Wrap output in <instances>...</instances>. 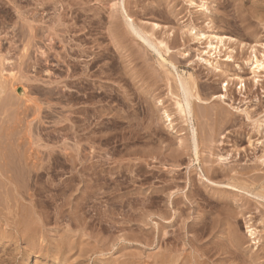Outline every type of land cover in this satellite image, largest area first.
<instances>
[{
  "label": "rangeland",
  "instance_id": "374dc122",
  "mask_svg": "<svg viewBox=\"0 0 264 264\" xmlns=\"http://www.w3.org/2000/svg\"><path fill=\"white\" fill-rule=\"evenodd\" d=\"M121 2L166 63L116 39ZM189 27L232 38L219 72ZM263 44L264 0H0V264H264V72L245 65ZM168 64L202 100L198 163Z\"/></svg>",
  "mask_w": 264,
  "mask_h": 264
},
{
  "label": "bare ground",
  "instance_id": "6f19581e",
  "mask_svg": "<svg viewBox=\"0 0 264 264\" xmlns=\"http://www.w3.org/2000/svg\"><path fill=\"white\" fill-rule=\"evenodd\" d=\"M102 3V2H101ZM191 3V2H190ZM191 4H193V3H191ZM102 6H104V5H102ZM204 6V5H203ZM257 6H259V5H257ZM261 7H262V5H261ZM201 8H203L202 6H201ZM260 8V7H259ZM203 9H205L206 11L208 10L207 8H205V6H204V8ZM202 9V10H203ZM118 11H115L121 18H122V20H123V22H124V27H126L127 28V34L124 32V31H122V30H120V25H118V24H116L115 25V27H114V29H115V37H116V39L120 42V40H122L123 38H127V35H128V38L130 37L131 38V36H132V38H134L135 40L137 39V40H139V41H141L144 45H145V47L147 48V49H151V50H153L154 52H156V54L159 56V58L162 60V62L164 63H166L167 62V60L163 57V55H162V52H161V50H160V48H159V46L160 45H163L162 44V42H156V41H154L152 38H151V35H150V33H148V32H146L145 31V28H144V26L143 27H140V25L138 26L136 23H135V21L133 20V18H132V16H130L129 15V13H128V11H127V8H126V5H125V7H124V5H123V7H122V2L118 5V9H117ZM199 11V10H198ZM112 12V11H111ZM105 13V12H104ZM112 15V14H111ZM110 15V16H111ZM110 16H109V18H110ZM114 16H116V15H113V19H114ZM105 18V17H104ZM118 17H116V19H117ZM111 19V18H110ZM115 20V19H114ZM110 22H114V21H111L110 20ZM120 22V21H119ZM118 22V23H119ZM121 23V22H120ZM191 23V22H190ZM153 24V23H152ZM209 25V24H208ZM152 26V25H151ZM191 26V25H190ZM153 29L154 30H158V28L160 27L158 24H156V23H154L153 24ZM111 28V27H110ZM151 28V27H150ZM208 28V30H210L209 29V26L207 27ZM113 29V27L111 28V30ZM185 29V28H184ZM183 31V30H182ZM185 32H186V36H187V34H188V36L190 35V39L192 38V40L194 41V40H201V39H204L205 40V49H203V50H201L200 51V54H198L197 56V61H199L202 65H205L207 68H209L211 71H215V72H219L220 71V69L218 68L219 66H218V63L216 62L215 64H214V61H215V59L216 58H218L217 56L218 55H220L221 56V51L222 50H225V51H228V50H226V39L227 40H229V43H230V39H232V38H230V37H224V36H218V35H216V34H214V33H210V34H208V35H206L205 33H202L201 31H199V30H197V28L196 27H189V30L188 31H186V30H184ZM30 32H32V31H30ZM111 32V31H110ZM181 32V31H180ZM112 34V33H111ZM110 34V35H111ZM171 34V33H170ZM113 35V34H112ZM173 34H171V36H172ZM168 36H169V33H168ZM113 37V36H112ZM111 37V38H112ZM114 37V38H115ZM170 38V37H169ZM113 42H114V40H113ZM203 43V42H202ZM232 43H233V41H232ZM114 44H116V42L114 43ZM117 45V44H116ZM257 44H255V46H256ZM264 45V44H263ZM263 45H261V47H263ZM255 46H252L251 47V52L252 53H250V55H249V60L248 61H246L245 62V65L246 66H249L250 67V69H251V73H252V80H253V82L255 83V85L260 81L259 79H258V77H259V75H260V72L261 71H263L264 72V48H262L263 50H257L256 49V47ZM259 46V45H258ZM162 48V47H161ZM228 48V47H227ZM169 48H166L165 49V53H169ZM232 52H234V51H232ZM184 53V52H183ZM223 53V52H222ZM230 52L228 51V54H226L225 53V55H227V56H225V57H227L226 59L228 60V59H230L232 56L229 54ZM257 53H260L259 55H257ZM205 56H207L206 58H203V57H205ZM214 59V60H213ZM195 60V61H196ZM172 61V60H171ZM176 62V61H175ZM178 64V63H177ZM214 64V65H213ZM169 65V64H168ZM171 65V66H170ZM169 66L170 67H172L174 70H175V67L172 65V64H170ZM175 72H176V74H175V76H174V78H175V84H176V87H177V90H178V92H179V100H178V102L176 103V105L178 104V107H179V112L178 113H180V115L183 117L182 119H184L185 120V122L187 123V125L189 124V126L191 127L190 128V139H191V143H192V155L194 156V158H193V160L192 161H195V163H198L199 162V155H198V146H197V143H196V138H197V133H196V130H195V126H194V115H195V113H194V110H193V106L195 105V103H197L198 104V102H200V101H202L201 99H200V97L198 96V94H197V92H196V89H195V80H194V82H193V80H190L189 79V77H184V76H181L176 70H175ZM262 72V73H263ZM250 73V74H251ZM191 78V77H190ZM240 81H242L241 79H239ZM254 85V84H253ZM227 84H223V86H222V88H221V94L220 95H218V98H220V99H224L227 95H226V92H227ZM0 93L2 94L3 92H1L0 91ZM1 96V95H0ZM178 96V95H177ZM1 99V98H0ZM3 101V100H2ZM177 101V100H176ZM2 105H3V103H2ZM198 107H199V105H197ZM177 107V108H178ZM200 108V107H199ZM202 111V110H201ZM204 111V110H203ZM197 112V111H196ZM202 113V112H201ZM165 115V118H166V120L167 121H169V124L171 125V119H170V115L168 116V114H166V113H164ZM200 114V113H199ZM201 115V114H200ZM202 115H204V112H203V114ZM245 115V114H244ZM246 118H247V120H249V116L246 114ZM170 119V120H169ZM188 121H190V123H188ZM192 121V122H191ZM211 122H212V119H211ZM203 123V122H202ZM188 126V127H189ZM210 126V125H209ZM252 126H254V128H255V130L254 131H257V132H260V134H264V120H262L261 122L260 121H253V125ZM253 128V129H254ZM252 129V130H253ZM210 131V130H209ZM218 131H220V130H218ZM257 132H255L256 133V135H257ZM224 134V133H223ZM262 134V135H263ZM219 135V134H218ZM258 135H259V133H258ZM207 138V137H206ZM237 138V137H236ZM205 140V139H204ZM251 140V139H250ZM211 141V140H210ZM257 142V141H256ZM238 143V142H237ZM249 143V145L251 144V142H248ZM258 143V142H257ZM262 143H264V141L262 142L261 141V143L259 142V144H262ZM255 146V145H254ZM262 147H264L263 146V144L261 145ZM10 147V146H9ZM203 147V146H202ZM9 149V148H8ZM252 149H253V147H252ZM256 148L254 147V150H255ZM253 150V151H254ZM211 154V153H210ZM12 156V155H11ZM229 155L227 154V155H220V156H218V162H220L221 164H225V161H227L228 160V158H230V157H228ZM8 157H9V155H8ZM6 158H7V156H6ZM5 158V159H6ZM209 158V157H208ZM207 158V159H208ZM257 158V162L259 163V165L261 166V165H264V153L260 156V157H256ZM15 159V157L14 158H12L11 160H14ZM216 159V158H215ZM10 160V161H11ZM256 160V159H255ZM15 161H17V160H15ZM15 161H12L13 163L15 162ZM19 161V160H18ZM229 161V160H228ZM25 162V161H24ZM16 163V162H15ZM193 163V162H192ZM210 163V162H209ZM215 163V162H214ZM255 163V162H254ZM258 163H257V165H258ZM3 164H5L6 166H9V164H10V162H9V164H8V161H6V160H3V158L1 159V157H0V166L2 165L3 166ZM12 164V163H11ZM16 166H17V163L15 164ZM254 165V164H253ZM258 165V166H259ZM1 166V167H2ZM13 166V165H12ZM219 166V165H218ZM221 166V165H220ZM224 166V165H223ZM5 167V166H4ZM3 167V168H4ZM11 167V166H10ZM18 167V166H17ZM16 167V168H17ZM250 167V166H249ZM8 168V167H7ZM12 168V167H11ZM214 168H215V166H214ZM213 168V169H214ZM219 168V167H218ZM221 168V167H220ZM219 168V169H220ZM10 169V168H9ZM8 169V170H9ZM14 169V168H13ZM216 169V168H215ZM214 169V170H215ZM221 169H223V168H221ZM8 170H6V171H8ZM15 170V169H14ZM16 170H19V169H16ZM218 170V169H217ZM249 170H251V168H249ZM4 171H5V169H4ZM4 171H2L1 170V168H0V174L1 175H3L4 174ZM13 171V170H12ZM226 171V170H225ZM232 171H233V169H232ZM240 171V170H239ZM239 171H237L238 173H239ZM253 171H255V169L253 170ZM14 172V171H13ZM218 172V171H217ZM236 171H234V173H235ZM243 172V171H242ZM246 171H244V173H245ZM248 172V171H247ZM246 172V173H247ZM256 172V171H255ZM20 173V172H19ZM212 173V172H211ZM241 173V172H240ZM239 173V174H240ZM254 173V172H253ZM16 174V173H15ZM201 174V173H200ZM214 174H216L215 173V171H214ZM225 174H226V172H225ZM228 175L230 174V173H227ZM233 174V173H232ZM237 174V173H236ZM243 174V173H242ZM255 174V173H254ZM208 175H210V174H208ZM223 175V174H222ZM244 175V174H243ZM246 175V174H245ZM248 175V174H247ZM246 175V176H247ZM262 175H264V174H262ZM23 176H24V174H23ZM212 176V175H211ZM231 176V175H230ZM229 176V177H230ZM236 176V175H235ZM258 176V175H257ZM12 177V176H11ZM228 177V176H227ZM244 177V176H243ZM252 177V176H251ZM234 178V177H233ZM249 178H250V176H249ZM253 178V177H252ZM258 178H261V177H258ZM257 178V179H258ZM20 179V178H19ZM26 179V178H25ZM204 179V178H203ZM206 179V178H205ZM231 179V178H230ZM207 180V179H206ZM252 180V179H251ZM259 180V179H258ZM239 181V180H238ZM15 183H16V181H14ZM262 182H263V180H262ZM2 184H3V182H1ZM26 183V182H25ZM235 183H238L237 182V180H236V182ZM240 183V182H239ZM259 183V182H258ZM23 184V183H22ZM212 184V183H211ZM1 185V184H0ZM264 185V184H263ZM4 186V185H3ZM2 185H1V187L2 188H4ZM7 186V185H6ZM236 186H237V184H236ZM236 186H231L230 184L228 185V187L229 188H231V189H235L236 191H237V188H235ZM239 186V185H238ZM257 186V185H256ZM255 186V187H256ZM0 187V188H1ZM20 188H21V186H19ZM241 187V186H240ZM240 187H238L239 188V190L241 189ZM248 187V186H247ZM250 187V186H249ZM254 187V186H253ZM253 187H252V190H254L253 189ZM19 188V189H20ZM245 188V187H244ZM244 188L243 189H241V191L242 190H244ZM262 188H263V190H264V187L262 186ZM246 189V188H245ZM248 190V189H247ZM257 190V189H256ZM260 190V189H259ZM2 191V190H1ZM4 191V190H3ZM250 191H251V189H250ZM235 192V191H234ZM243 192V191H242ZM241 192V193H242ZM253 192V191H252ZM251 192V193H252ZM255 192V191H254ZM257 192V191H256ZM255 192V193H256ZM237 193V192H236ZM240 193V192H239ZM246 193V192H245ZM248 194L250 193L249 191L247 192ZM250 193V194H251ZM6 194H7V189H6ZM243 195H244V193H242ZM249 194V195H250ZM253 194V193H252ZM189 195V194H188ZM235 195V194H234ZM247 194H245V196H246ZM248 195V196H249ZM251 196V195H250ZM253 196V195H252ZM186 197V196H185ZM199 198V197H198ZM218 198V197H217ZM244 198V197H243ZM249 198V197H248ZM254 198H257L258 200L260 199V200H263L264 201V193H256V195H254ZM11 199V198H10ZM200 199V198H199ZM222 200V199H221ZM242 200V199H241ZM259 200V201H260ZM261 202V201H260ZM7 203V202H6ZM38 203V202H37ZM177 203V202H176ZM264 203V202H263ZM222 204V203H221ZM7 205H8V203H7ZM16 205V204H15ZM34 205V204H33ZM67 205V204H66ZM9 207L7 208V210H11L13 207L15 208V206H13L12 208H10V205H8ZM197 207V206H196ZM17 208V207H16ZM36 208V207H35ZM221 209V208H220ZM250 209V208H249ZM237 210V209H236ZM236 210H233V211H236ZM244 210V209H243ZM14 211H15V209H14ZM37 211V210H36ZM42 211V210H41ZM44 211V210H43ZM223 211V210H222ZM238 212H239V210H237ZM249 211V210H248ZM46 212V211H45ZM196 212V211H195ZM251 212V211H250ZM16 213H17V210H16ZM40 213V212H39ZM200 213H201V211H200ZM231 213V212H230ZM246 213V212H245ZM8 214V212L6 213V215ZM11 215H13L12 217H11V219L14 217L15 219H17V216L16 215H18V214H16L15 215V213L14 212H11L10 213ZM16 217H15V216ZM63 215V214H62ZM199 215V214H198ZM236 216H237V214H235ZM238 215H240V212H239V214ZM5 216V215H4ZM10 215L8 214V217H9ZM47 216V215H46ZM245 216V215H244ZM3 218V217H2ZM13 218V219H14ZM235 218V217H234ZM238 218V217H237ZM240 218H242L241 216H240ZM251 218V217H250ZM249 218V219H250ZM19 219V218H18ZM180 219V218H179ZM246 219V218H245ZM248 219V218H247ZM3 220H5V218H3ZM28 220V219H27ZM40 220V219H39ZM46 220V219H45ZM6 221H9V220H6ZM11 221V220H10ZM9 221V224H7V225H10V223L12 224L13 222H10ZM13 221V220H12ZM15 221V220H14ZM26 221V220H25ZM42 221V220H41ZM197 221V220H196ZM201 221V220H200ZM213 221V220H212ZM199 222V221H198ZM205 222V221H204ZM248 222V221H247ZM250 222V221H249ZM8 223V222H7ZM15 223H17V221L16 222H14V225H15ZM19 223V222H18ZM200 223H202V222H200ZM199 223V224H200ZM225 223V222H224ZM251 223V222H250ZM203 224V223H202ZM213 224V223H212ZM5 225V224H4ZM177 225V224H176ZM221 225V224H220ZM227 225V224H226ZM11 226V225H10ZM12 226H13V224H12ZM30 226V225H29ZM225 226V225H224ZM253 226V225H252ZM8 228H9V226H7ZM34 227V226H33ZM260 227H262V226H260ZM3 228V227H2ZM15 228V227H14ZM31 229L30 230H32L33 228H32V226L30 227ZM35 228V227H34ZM192 228V227H191ZM228 228V227H227ZM248 233H249V236L250 237H252V239H257V238H255V232L252 230V229H250L251 227H249L248 226ZM6 229V228H5ZM201 229V228H200ZM203 229H204V226H203ZM210 229H212V228H210ZM226 229V228H225ZM253 229H254V227H253ZM9 230V229H8ZM11 230V229H10ZM37 230V229H36ZM214 230V229H213ZM254 230H256V229H254ZM2 231H4V230H2ZM27 231H28V233H30L29 232V228L27 227ZM33 231H35V229H33ZM32 231V232H33ZM84 231V230H83ZM212 231V230H211ZM227 231V230H226ZM71 232V231H70ZM225 232V231H224ZM229 232V231H228ZM259 232V231H258ZM38 233V232H37ZM47 233V232H46ZM205 233V232H204ZM232 233H234L233 232V230H232ZM12 234H13V232H12ZM26 234V233H25ZM34 234V233H33ZM210 234V233H209ZM213 234V233H212ZM38 235V234H37ZM47 235V234H46ZM31 236V235H30ZM249 237V238H250ZM11 238V237H10ZM25 238V237H24ZM34 238V237H33ZM222 238V237H221ZM226 238V237H225ZM251 239V240H252ZM36 240V239H35ZM4 241V240H3ZM24 241V240H23ZM201 241V240H200ZM230 241V243H231V240H229ZM258 241H260V240H257V242ZM234 242V241H233ZM254 242V241H253ZM19 243V242H18ZM42 244V243H41ZM236 244V243H235ZM44 245H46L45 243H44ZM60 245V244H59ZM233 245V244H232ZM25 246V245H24ZM33 246H34V244H33ZM56 246V245H55ZM16 247V246H15ZM35 247V246H34ZM225 247V246H224ZM32 248V247H31ZM57 248V247H56ZM68 248V247H67ZM178 248V247H177ZM213 248V247H212ZM218 249V248H217ZM219 249H220V247H219ZM235 249V248H234ZM253 249V248H252ZM42 251V250H41ZM215 251V250H214ZM225 251V250H224ZM10 253V252H9ZM139 253V252H138ZM151 253V252H150ZM53 254V253H52ZM62 254V253H61ZM42 255V254H41ZM230 256V255H229ZM27 257V256H26ZM264 257V256H263ZM17 258V257H16ZM138 258V257H137ZM54 259V258H53ZM226 259V258H225ZM250 259V258H249ZM253 259H255V258H253ZM223 260V259H222ZM230 260V259H229ZM19 261V260H18ZM29 261V260H28ZM57 261V260H56ZM235 261V260H234ZM23 263V262H22ZM21 263V264H22ZM145 263H147V262H145ZM144 263V264H145ZM221 263V262H220Z\"/></svg>",
  "mask_w": 264,
  "mask_h": 264
}]
</instances>
